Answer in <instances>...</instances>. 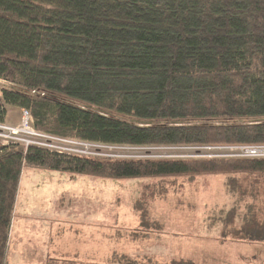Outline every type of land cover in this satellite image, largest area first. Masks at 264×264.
Returning <instances> with one entry per match:
<instances>
[{
    "label": "trees",
    "instance_id": "obj_1",
    "mask_svg": "<svg viewBox=\"0 0 264 264\" xmlns=\"http://www.w3.org/2000/svg\"><path fill=\"white\" fill-rule=\"evenodd\" d=\"M0 79V123L7 105L26 108L36 131L56 137L264 144V0H0ZM26 166L154 177L133 203L130 237L157 227L150 205L169 184L221 172L232 197L215 213L222 232L264 241V156H103L11 141L0 150V264ZM97 264L140 263L113 250Z\"/></svg>",
    "mask_w": 264,
    "mask_h": 264
},
{
    "label": "rangeland",
    "instance_id": "obj_2",
    "mask_svg": "<svg viewBox=\"0 0 264 264\" xmlns=\"http://www.w3.org/2000/svg\"><path fill=\"white\" fill-rule=\"evenodd\" d=\"M6 85L9 82L0 79V88ZM7 107L5 121L0 123V138L7 142L103 156L184 157L208 152L206 145L76 142L36 131L30 119L23 120L22 109ZM210 151L235 153L219 146ZM224 177L221 172L203 173L169 184L150 205L157 227L149 235L130 237L140 225L133 203L143 184L154 177L107 178L26 166L6 264H97L113 250L137 257L140 264H169L173 257L192 258L196 264H264V241L224 234L220 219L215 218L220 208L232 203Z\"/></svg>",
    "mask_w": 264,
    "mask_h": 264
},
{
    "label": "built area",
    "instance_id": "obj_3",
    "mask_svg": "<svg viewBox=\"0 0 264 264\" xmlns=\"http://www.w3.org/2000/svg\"><path fill=\"white\" fill-rule=\"evenodd\" d=\"M32 91H35V90H32ZM21 109H22V113H23V120H25V122L28 123L29 112L26 108H21ZM47 135H49V134H47ZM71 140H75L76 142H78V140H76V139H71ZM7 143H9V142L4 141L3 138H0V150L2 149V146L7 144ZM94 143H97V142H94ZM25 145H27V144H25ZM206 146H207L206 149H208V152L200 153L201 151H198L199 154H196V156H208V157L209 156H215V155H217V156H264V144H260V145L259 144H242V145H227V146L219 145V148L224 147V148H228L229 150H234L235 153L232 155H223L222 153H219V154L213 153L210 150L216 146L215 145H206ZM200 148L198 150H200ZM59 150H62V149H59ZM65 151H68V150H65ZM71 152H75V151H71ZM78 153H82V152H78ZM84 154H86V153H84ZM96 155H98V154H96Z\"/></svg>",
    "mask_w": 264,
    "mask_h": 264
},
{
    "label": "crops",
    "instance_id": "obj_4",
    "mask_svg": "<svg viewBox=\"0 0 264 264\" xmlns=\"http://www.w3.org/2000/svg\"><path fill=\"white\" fill-rule=\"evenodd\" d=\"M7 110H8V107H7Z\"/></svg>",
    "mask_w": 264,
    "mask_h": 264
},
{
    "label": "bare ground",
    "instance_id": "obj_5",
    "mask_svg": "<svg viewBox=\"0 0 264 264\" xmlns=\"http://www.w3.org/2000/svg\"><path fill=\"white\" fill-rule=\"evenodd\" d=\"M5 121V120H4Z\"/></svg>",
    "mask_w": 264,
    "mask_h": 264
}]
</instances>
